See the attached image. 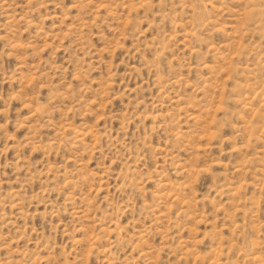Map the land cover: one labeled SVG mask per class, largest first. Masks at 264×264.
<instances>
[{
	"label": "rangeland",
	"instance_id": "rangeland-1",
	"mask_svg": "<svg viewBox=\"0 0 264 264\" xmlns=\"http://www.w3.org/2000/svg\"><path fill=\"white\" fill-rule=\"evenodd\" d=\"M0 264H264V0H0Z\"/></svg>",
	"mask_w": 264,
	"mask_h": 264
}]
</instances>
